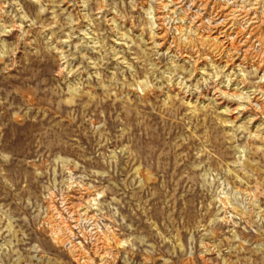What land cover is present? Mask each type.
I'll list each match as a JSON object with an SVG mask.
<instances>
[{
  "label": "rangeland",
  "instance_id": "1",
  "mask_svg": "<svg viewBox=\"0 0 264 264\" xmlns=\"http://www.w3.org/2000/svg\"><path fill=\"white\" fill-rule=\"evenodd\" d=\"M0 264H264V0H0Z\"/></svg>",
  "mask_w": 264,
  "mask_h": 264
},
{
  "label": "bare ground",
  "instance_id": "2",
  "mask_svg": "<svg viewBox=\"0 0 264 264\" xmlns=\"http://www.w3.org/2000/svg\"><path fill=\"white\" fill-rule=\"evenodd\" d=\"M169 1V0H168ZM234 15V14H233ZM227 17V16H226ZM215 40V39H214ZM228 47V46H227Z\"/></svg>",
  "mask_w": 264,
  "mask_h": 264
}]
</instances>
